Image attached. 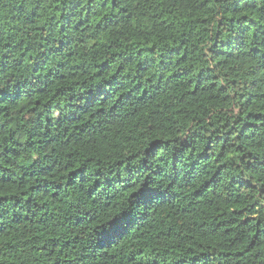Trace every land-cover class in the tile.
<instances>
[{"label":"trees","instance_id":"16d2710c","mask_svg":"<svg viewBox=\"0 0 264 264\" xmlns=\"http://www.w3.org/2000/svg\"><path fill=\"white\" fill-rule=\"evenodd\" d=\"M0 264H264V0H0Z\"/></svg>","mask_w":264,"mask_h":264}]
</instances>
